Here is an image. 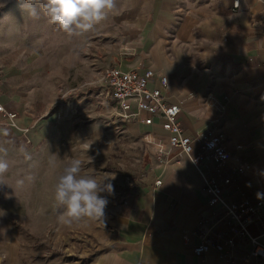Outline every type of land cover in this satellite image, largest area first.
<instances>
[{
  "label": "crops",
  "instance_id": "crops-1",
  "mask_svg": "<svg viewBox=\"0 0 264 264\" xmlns=\"http://www.w3.org/2000/svg\"><path fill=\"white\" fill-rule=\"evenodd\" d=\"M113 17V63L124 68L163 69L171 102L182 101L180 122L188 135L215 123L232 153L217 167L201 152L199 167L190 156L177 154L168 144L161 120L147 126L121 125V137L145 133L147 148L155 160L140 186L114 205L112 237L108 246L86 264H226L210 250L197 255L200 242L197 225L201 218L218 216L221 207L209 204L206 181L221 185L223 197L231 203L264 193V20L261 0H117ZM0 74V102L21 116L32 115L25 96H10ZM7 84V85H6ZM28 108V109H27ZM22 109V111H20ZM8 125H0V154L14 140ZM38 129L29 141H38ZM26 138V137H25ZM23 140V139H22ZM24 158V157H23ZM237 158L250 168L237 173ZM230 182L225 183L224 179ZM160 179L161 185L155 181ZM8 216H0V237H9ZM219 230L226 231L221 224ZM250 231L260 235L252 225ZM264 241V235L260 236ZM240 245L236 254L246 253ZM0 264H10L9 246L0 245Z\"/></svg>",
  "mask_w": 264,
  "mask_h": 264
},
{
  "label": "rangeland",
  "instance_id": "rangeland-1",
  "mask_svg": "<svg viewBox=\"0 0 264 264\" xmlns=\"http://www.w3.org/2000/svg\"><path fill=\"white\" fill-rule=\"evenodd\" d=\"M21 2L0 0V74L10 97L24 95L33 114L9 127L15 138L0 154L10 163L4 176L9 186L0 185V216H8L9 237H0V245L9 246L10 264H86L108 246L114 205L140 186L155 160L142 140L146 134L121 137V126L99 99V72L113 64L118 1L106 20L80 35L64 33L43 17L31 19ZM37 129L40 139L29 141ZM74 158L84 162L82 175L115 176L114 191L101 193L108 200L104 224L84 219L67 225L60 219L65 209L55 201L53 186ZM19 179L23 187H17ZM5 256L0 253V261Z\"/></svg>",
  "mask_w": 264,
  "mask_h": 264
},
{
  "label": "built area",
  "instance_id": "built-area-1",
  "mask_svg": "<svg viewBox=\"0 0 264 264\" xmlns=\"http://www.w3.org/2000/svg\"><path fill=\"white\" fill-rule=\"evenodd\" d=\"M239 1L234 0L232 11L239 8ZM263 20H264V0ZM99 99L106 103L109 115L115 124L141 123L147 126L154 125L161 120V127L167 133L168 144L177 149V154L168 161L186 154L199 167L202 154L194 153L192 144L198 142L202 152L221 167L232 157L224 144L222 133L217 130L215 123H209L194 134L188 135L181 126L182 101L171 102L166 95L169 84L168 76L163 69L152 67L124 68L121 64L113 63L101 69ZM18 113L9 109L0 102V125L18 126ZM250 163L237 158L235 170L243 173L250 168ZM230 182L229 178L224 179ZM160 179L155 185H161ZM204 190L209 195L211 206H220L221 211L213 218H201L197 231L200 242L194 247L197 255H203L215 250L226 264H264V198L244 197L238 201H225L221 185L206 181ZM224 224L226 231L218 227ZM256 226L260 235H254L250 226ZM240 245H248L246 253L236 254L235 249Z\"/></svg>",
  "mask_w": 264,
  "mask_h": 264
},
{
  "label": "clouds",
  "instance_id": "clouds-1",
  "mask_svg": "<svg viewBox=\"0 0 264 264\" xmlns=\"http://www.w3.org/2000/svg\"><path fill=\"white\" fill-rule=\"evenodd\" d=\"M114 6L115 0H22L20 3L22 12H26L31 19L43 17L47 23L69 35H80L92 30L107 19ZM49 163L55 166L54 160ZM83 164L80 159H71L62 166L55 178L54 199L65 209L60 219L67 225L84 219L104 224L108 200L101 193L111 194L114 191L111 181L115 176L98 180L94 175H82ZM9 167V161L0 157V185H8L4 176ZM24 183V179L16 181L17 187H23ZM256 196L257 199L264 198V193L258 192Z\"/></svg>",
  "mask_w": 264,
  "mask_h": 264
}]
</instances>
